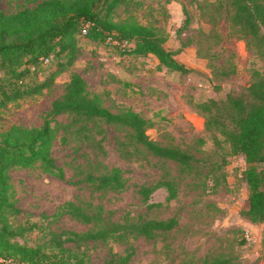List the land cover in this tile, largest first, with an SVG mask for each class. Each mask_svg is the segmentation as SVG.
Returning <instances> with one entry per match:
<instances>
[{
  "label": "rangeland",
  "instance_id": "374dc122",
  "mask_svg": "<svg viewBox=\"0 0 264 264\" xmlns=\"http://www.w3.org/2000/svg\"><path fill=\"white\" fill-rule=\"evenodd\" d=\"M40 1L0 0V8L17 11ZM231 3L124 1L114 18L135 19L166 34V47L181 48L176 58L190 71L170 69L153 53H121L112 44L79 34L74 60L50 87L2 109L0 127L40 126L53 102L63 97L66 82L78 73L94 100L114 112L136 111L152 122L147 130L152 139L194 156L191 166L185 167L155 155L123 125L69 113L51 115L52 155L65 178L40 162L10 169L14 198L21 209L12 217L13 223H38L18 237L21 242L49 244L53 232L93 228L94 222L67 211V203H73L115 222L178 219L174 228L153 238L132 233L124 239H90L79 246L66 242L84 255L86 264H205L217 258L228 264H264V222L251 221L244 214L249 207L244 176L248 163L224 131L235 127L229 124L230 98H251L248 86L264 74V57L232 24ZM58 60L54 56L44 62L41 71L30 72L26 80L44 79ZM113 168H119L126 180L122 190L99 189L87 180ZM163 180L172 182L174 198H168L166 186L158 185ZM141 186L155 189L146 197Z\"/></svg>",
  "mask_w": 264,
  "mask_h": 264
},
{
  "label": "trees",
  "instance_id": "16d2710c",
  "mask_svg": "<svg viewBox=\"0 0 264 264\" xmlns=\"http://www.w3.org/2000/svg\"><path fill=\"white\" fill-rule=\"evenodd\" d=\"M124 1L131 0H42L17 11L0 8V121L2 109L8 103L50 87L55 77L72 63L78 49L79 34L112 44L121 53H153L161 64L170 69L190 71L191 68L176 58L181 48L166 47V34L135 19L114 18V12ZM229 14L232 24L247 37L248 44L255 45L264 57V0H232ZM85 25L87 32L83 33ZM50 55H53L51 60L54 56L59 57L57 67L42 80L36 77L27 81V75L37 70L40 72L41 65H44L43 57ZM60 56L67 59L63 61ZM248 90L251 94L249 99L230 98L229 124L235 127L224 131L248 163L244 176L250 190L249 207L244 214L251 221L264 222V167L260 166L264 163V74L253 79ZM60 113L83 119L101 118L123 125L130 129L136 141L155 155L170 158L185 167L192 164L194 156L189 151L152 139L147 132L152 125L148 118L130 109L112 111L88 95L86 82L80 74L72 75L65 84L63 97L53 102L42 125L11 123L0 127V257L3 258L0 264H86L84 255L66 242L79 246L90 239H124L132 233L153 238L178 224L175 216L115 222L67 203L69 213L80 220L94 222V227L82 232H53L49 244L21 242L18 237L37 227L38 223H13L12 217L21 209L16 205L9 171L15 166H32L40 162L50 172L65 178L63 168L56 164L52 155L55 132L51 115ZM121 172L119 168H113L97 175L91 174L87 180L99 189L122 190L126 180ZM158 185L169 189V199L176 196L170 180L160 181ZM154 189L155 186H141L140 191L148 197ZM7 260L10 263H6ZM205 264H228V261L217 258Z\"/></svg>",
  "mask_w": 264,
  "mask_h": 264
},
{
  "label": "built area",
  "instance_id": "2783aa9c",
  "mask_svg": "<svg viewBox=\"0 0 264 264\" xmlns=\"http://www.w3.org/2000/svg\"><path fill=\"white\" fill-rule=\"evenodd\" d=\"M86 26H87V25H85L84 28H83V33H86V32H87V27H86ZM52 57H53V55L43 57V61H44L45 63H47V62H49V61L51 60ZM0 261H3V258L0 257ZM9 261H10V260H7L6 263H10Z\"/></svg>",
  "mask_w": 264,
  "mask_h": 264
}]
</instances>
